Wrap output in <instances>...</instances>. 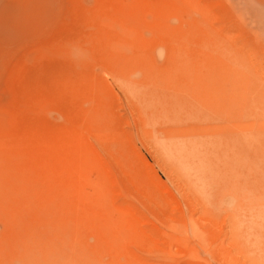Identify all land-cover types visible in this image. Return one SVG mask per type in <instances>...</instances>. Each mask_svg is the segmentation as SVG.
<instances>
[{
    "label": "rangeland",
    "instance_id": "1",
    "mask_svg": "<svg viewBox=\"0 0 264 264\" xmlns=\"http://www.w3.org/2000/svg\"><path fill=\"white\" fill-rule=\"evenodd\" d=\"M0 264H264V0H0Z\"/></svg>",
    "mask_w": 264,
    "mask_h": 264
},
{
    "label": "bare ground",
    "instance_id": "2",
    "mask_svg": "<svg viewBox=\"0 0 264 264\" xmlns=\"http://www.w3.org/2000/svg\"><path fill=\"white\" fill-rule=\"evenodd\" d=\"M152 2V1H151ZM159 3V2H158ZM131 4V3H130ZM152 4H154V1H153V3ZM140 5V4H139ZM159 6H160V4H158ZM158 6V7H159ZM135 9V8H134ZM158 9V8H157ZM160 10V9H159ZM185 10V9H184ZM187 16V15H186ZM186 21V20H185ZM188 22V21H187ZM191 22V21H190ZM199 22V21H198ZM201 22V21H200ZM191 24V23H190ZM192 25V24H191ZM197 26V25H196ZM199 27V26H198ZM203 28V27H202ZM201 29V28H200ZM205 29V28H204ZM203 29V30H204ZM203 32V31H202ZM209 32V31H208ZM207 33V32H206ZM208 46V45H207ZM220 49V48H219ZM146 50V49H145ZM210 50V49H209ZM228 50V49H227ZM190 51V50H189ZM226 51V50H225ZM179 52V51H178ZM134 54V53H133ZM211 55V54H210ZM232 56V55H231ZM234 57V56H233ZM171 58V57H170ZM176 58V57H175ZM225 59H226V57H225ZM220 60H221V58H220ZM223 60H224V58H223ZM238 60V59H237ZM142 61V60H141ZM198 61V60H197ZM204 61V60H203ZM176 62V61H175ZM239 62V61H238ZM237 62V63H238ZM172 63V62H171ZM143 64V63H142ZM242 65V64H241ZM229 66V65H228ZM244 66V65H243ZM235 72V71H234ZM241 72V71H240ZM251 72V71H250ZM247 74V73H246ZM246 76V75H245ZM247 77V76H246ZM241 78V77H240ZM251 78V77H250ZM164 80V79H163ZM164 82V81H163ZM250 82H251V80H250ZM248 84H250V83H248ZM256 85V84H255ZM255 85H253V86H255ZM259 86V85H258ZM252 87V86H251ZM144 88V87H143ZM157 88V87H156ZM257 88V87H256ZM241 89V88H240ZM251 88H249V90H250ZM144 90V89H143ZM147 92V91H146ZM249 92V91H248ZM248 94V93H247ZM254 94V93H253ZM198 95V94H197ZM255 95V94H254ZM256 96V95H255ZM154 97V96H153ZM260 98V97H259Z\"/></svg>",
    "mask_w": 264,
    "mask_h": 264
}]
</instances>
